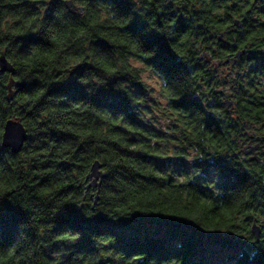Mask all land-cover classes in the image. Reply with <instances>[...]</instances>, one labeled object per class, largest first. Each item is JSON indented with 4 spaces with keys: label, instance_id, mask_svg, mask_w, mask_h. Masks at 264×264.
Returning <instances> with one entry per match:
<instances>
[{
    "label": "trees",
    "instance_id": "obj_1",
    "mask_svg": "<svg viewBox=\"0 0 264 264\" xmlns=\"http://www.w3.org/2000/svg\"><path fill=\"white\" fill-rule=\"evenodd\" d=\"M4 6L41 11L35 5L29 7L27 0H7ZM116 6L120 14H128L127 0H116ZM221 6L223 18H211V9ZM257 14L264 16V0H141L132 25L131 17L126 16L117 29L101 31L90 39L89 55L106 53L115 58L127 53L132 68L137 67L131 59L137 49L125 47L130 43L129 31L140 36L146 50L158 48L157 54H144L143 46H138L139 54L169 77L168 84L175 90L171 103L179 108H173L171 116L156 102L141 99L144 91L139 86L123 89L134 105L131 108L123 93L111 89L88 97L75 81L54 87L64 78L61 73L55 79H49L47 73L19 79L25 88L17 98L18 106L11 107L6 103V79L0 75V139L5 122L13 117L28 133L19 154L0 157V178L5 188H11L10 202L18 201L31 211V222L36 224L50 223L57 209L74 204L66 205L55 217V233H83L74 249L64 248L65 241L26 233L18 249L27 256L28 264H50L51 250L59 248L56 244L69 259L77 254L73 264H149L150 260L162 264L171 259L182 264H264V250L233 236L244 233L252 243L264 242V231L257 241L250 230L257 214L264 216V56L258 57L264 52V24L258 23ZM49 19L51 12L44 10L43 22L48 24ZM68 20L83 23L78 16ZM235 20L241 23L239 27L233 24ZM146 28L151 33L145 34ZM36 41L35 37L27 38L25 47ZM237 51L243 53L242 59L227 66V75L221 73L223 65L215 68L200 59L202 53H210L212 60L224 61ZM86 68L87 76L110 70L102 61L98 69L93 62ZM13 70L15 77L20 76L16 67ZM117 76L135 83L131 74ZM37 85L49 90L25 103L23 96L34 93ZM81 100H90L112 114L87 102L76 103ZM141 107L143 119L138 113ZM58 125L72 126L87 139L81 143L77 135ZM161 127L169 131H161ZM152 138L157 141L156 150L165 143L174 147L176 159H185L189 150L193 162L215 155L216 160L195 165L203 169L198 181L211 182L218 176L217 187L224 191L209 193L210 186L197 183L183 194L174 192L171 172L164 174L149 165L159 158L151 147ZM140 140L147 142L145 150L130 151L129 145ZM254 144H259V159L249 161L244 150ZM8 150L0 148V152ZM94 161L102 165L104 174L95 205L96 190L85 189ZM187 169L183 161L178 163L177 171ZM110 205H119L117 214L150 210L190 223L202 222L205 231L213 226L219 230V225L230 222L234 231L232 235L206 234L190 223L139 213L131 220L114 223L104 216ZM75 206L85 209L89 219ZM25 210L7 202L0 205V242L5 246L16 241L20 226L27 223L30 214ZM92 235L114 236L116 242L111 247L119 253L108 247L109 239L99 236L92 241Z\"/></svg>",
    "mask_w": 264,
    "mask_h": 264
},
{
    "label": "clouds",
    "instance_id": "obj_2",
    "mask_svg": "<svg viewBox=\"0 0 264 264\" xmlns=\"http://www.w3.org/2000/svg\"><path fill=\"white\" fill-rule=\"evenodd\" d=\"M6 2L7 0H0V57L7 56L9 63L17 68L20 76L15 77L16 79L24 78L27 80L29 76L35 78L37 74L43 75L44 73L48 74L49 79H55V75L61 73L64 78L60 83L55 84L54 87L63 86L70 81H75L76 84L84 89L85 94L88 97L95 96L101 89L105 92L111 89L113 92L123 93L130 102L131 108L134 107V105L123 89L127 87L129 90H132L139 86L144 91V97L141 99L156 102V106L166 111L169 116L172 115L173 108L179 109L171 103L175 96V90L168 84L169 77L159 71L154 64L150 63L152 60H147L143 55L139 54L138 46H143L144 54L153 51L157 54L159 49L153 48L152 50H146L144 42L138 34L129 31L128 36L130 43L125 46L126 48L137 49V54L131 57V59L136 62V68H132L127 53H125L124 56L115 58L108 57L106 53L99 57L89 55L88 43L93 36L101 31L117 29L119 24L123 23V18L126 16L131 17L129 19V25H132L133 21L137 19L138 10L141 8V0H127V3L130 6L127 15L120 14V11L116 6V0H27L29 7L35 5L36 8L41 10L39 13L30 12L27 8L19 11L13 8H7L4 6ZM69 5L71 6V10L69 9ZM44 10H47V13L51 12V19H49L51 22L48 24L43 22ZM61 10H63L62 15L60 14ZM224 15L225 10L223 6L211 9V18H223ZM69 16H78L83 20V23L80 25L70 23L68 20ZM256 20L259 24H264V16L257 14ZM225 27H227V25H225ZM213 30H215V28ZM144 32L145 34L151 33L148 28H146ZM18 37H23V39H17ZM29 37H35L37 38V41L29 42L25 47V40ZM161 37H163L168 44V40L164 36ZM16 45H19V47L17 48ZM21 49H23V51H21ZM70 49L72 50L71 52H69ZM261 56H264V52L258 54V57ZM101 61L110 66L108 72H105L103 75H85V72L87 71L86 65L89 62H93L94 68L98 69ZM2 70L9 72L4 70V68ZM100 71L103 72V69H100ZM118 73L124 75L131 74L135 83H130L126 79L119 78L117 76ZM146 80L148 84L151 85L150 87L145 86ZM48 90L49 89L45 88L43 85H37V90L34 93L25 94L23 100L25 103H31L36 96H42L44 92ZM195 97L198 99L197 96ZM60 98L69 100V98L64 95H61ZM82 102H87L88 104L93 105L101 112L111 113L107 109L98 108L90 100H81L76 103L80 104ZM138 113L139 118H145L142 107L138 109ZM118 116L124 117L125 115L119 114ZM170 122L171 121L169 120V123ZM11 125H13L14 128H18L26 139L25 129L23 127H20L19 124ZM58 127L65 128V130L77 135L79 137V142L81 143L87 139L83 134L76 132L72 126L58 125ZM160 130L165 132L169 131L167 127H161ZM6 137L7 135H4L3 138L0 139V148H3ZM146 143L147 142L144 140L134 142L129 145V150L133 152L145 150ZM156 143V139L152 138L151 147L154 150V154L159 158L150 161L149 165L156 171L164 174L171 172L172 181L175 182L172 188L174 192L177 194H183L188 191L190 187L196 188L195 185H197V183H199V186H210L207 190L209 193H219L224 191L217 187V184L219 183L218 176L211 182L198 181V178L203 174V169L196 167L195 165L197 162L201 161L216 160L217 158L215 155L209 156L206 160L196 159L193 162L194 157L191 150H189V152L186 153L185 159H176L175 156L177 150L174 147L165 143L162 144L159 150H156ZM3 156L13 157L11 149L6 152H0V157ZM224 160L228 166L232 168L228 160ZM180 161H183L188 165L187 171H177V165ZM172 181H170V184ZM10 191L11 188H5V181L0 178V205L7 202L25 210L18 201L15 203L10 202L8 195ZM66 205L56 210V213L50 217V223H32L31 220L33 213L25 210L30 215L27 223L20 226L16 241L7 246L0 242V264H28L27 256L21 253L18 249L20 241L28 232H31L33 235L42 239L65 241L67 243L64 245V248L74 249L82 239L83 233L73 232L72 230H67L58 234L55 233L56 224L53 221ZM52 207L55 208V205H52ZM108 207L110 211L104 216L114 223L121 219L131 220L132 216L137 213L145 216H161L167 219L190 223L186 220L175 219L168 215L152 214L150 210L143 213L140 211L129 210L122 214H117L119 205H110ZM76 208L81 211V214L86 219H89L85 214V209L80 207ZM150 208L151 206H149V209ZM241 219H243V217H241ZM253 223L259 225V227L255 229L259 230V233L261 234V231H264V216L257 214V218ZM190 224L199 228L206 234L219 233L221 235H227L234 231L230 222L219 225V230H216L217 226H213V229L208 231L203 230L204 225L202 222ZM99 236L109 239L111 243L108 247L117 252L111 247L116 242L114 236L92 235L90 238L93 241ZM233 236L247 241L249 245H254L257 249L264 250V242L252 243L244 233H241L239 236ZM254 237L257 239L255 235ZM55 246H59V248L58 250H51L50 264H73V261L78 258L77 254L74 253L69 259V256L64 255V250L59 244L54 245V247ZM29 255H31V253ZM149 264H156V260H150ZM162 264H182V262L177 259H171L163 261Z\"/></svg>",
    "mask_w": 264,
    "mask_h": 264
},
{
    "label": "water",
    "instance_id": "obj_3",
    "mask_svg": "<svg viewBox=\"0 0 264 264\" xmlns=\"http://www.w3.org/2000/svg\"><path fill=\"white\" fill-rule=\"evenodd\" d=\"M69 9L71 10L70 5H69ZM233 24L235 26L239 27L241 23L239 22V20H235ZM219 40H221V37H219ZM242 55H243V53L241 51H237L233 55V57L228 56L224 61H221L220 59L212 60L210 53H202L200 56V59H204L205 62H207V63L211 62L212 65L215 68H217L220 65H224V64L229 63L231 61H236L237 59L241 58ZM7 64H8V66H7ZM3 68H4V70L9 71L10 73L13 72V66L7 61L5 56L0 57V73H5V71L2 70ZM20 85L22 87L24 86L23 84H20ZM11 124H19L20 127L24 128V126L20 122L9 119L4 124V129H3V134H2L1 139L3 138L4 135H7L3 148L11 149V153L14 155H17L21 152L25 142L27 141L28 135H27L26 129L24 128L25 129V136H26V139H25L23 133L18 128H14V126ZM7 129H8V132H7ZM23 140H24V142L21 145ZM258 148H259V144L249 145L245 148L244 153H245V155L248 156L249 161H255V160L259 159V157L257 155ZM103 178H104V174L102 171V165L98 161H94L91 164L90 169H89V173L86 175V178H85V182H88L87 185L85 186V189L90 188L94 191L96 190L93 205H95V203L99 199V189L101 187ZM257 227H259V225L252 223L250 230H251L252 234H254L257 237L256 240L258 241L261 239V234L259 233V230L255 229ZM261 233H262V231H261ZM259 237H260V239H259Z\"/></svg>",
    "mask_w": 264,
    "mask_h": 264
},
{
    "label": "flooded vegetation",
    "instance_id": "obj_4",
    "mask_svg": "<svg viewBox=\"0 0 264 264\" xmlns=\"http://www.w3.org/2000/svg\"><path fill=\"white\" fill-rule=\"evenodd\" d=\"M240 59H242V57L239 58V59H237L236 61H231L229 63H226L223 66H227L229 64H235ZM0 75H2L6 79V84H5V89H6V103L9 104L11 107H14V106L17 105V98L19 97L21 91L25 88V83L23 81L15 78V72H14V70H13L12 73L5 72V73H0ZM20 84H23L24 86L22 87ZM9 119L20 122L19 120L15 119L14 117L13 118H9ZM9 119H7V120H9ZM20 123L23 125L22 122H20ZM27 135H28V133H27Z\"/></svg>",
    "mask_w": 264,
    "mask_h": 264
},
{
    "label": "rangeland",
    "instance_id": "obj_5",
    "mask_svg": "<svg viewBox=\"0 0 264 264\" xmlns=\"http://www.w3.org/2000/svg\"><path fill=\"white\" fill-rule=\"evenodd\" d=\"M133 64H135L136 65V62H134ZM254 64V63H253ZM253 64H251V65H247L246 67H247V70H250V68L253 66ZM137 66V65H136ZM227 66H229V65H227ZM227 66H222L221 67V73H222V75L223 74H228L227 72H228V70H229V67H227ZM230 78L232 79L233 77L232 76H230ZM145 83L148 85V86H150V84H148V82H147V80L145 81Z\"/></svg>",
    "mask_w": 264,
    "mask_h": 264
}]
</instances>
